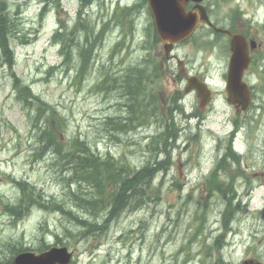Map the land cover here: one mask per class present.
<instances>
[{"label":"rangeland","instance_id":"374dc122","mask_svg":"<svg viewBox=\"0 0 264 264\" xmlns=\"http://www.w3.org/2000/svg\"><path fill=\"white\" fill-rule=\"evenodd\" d=\"M106 1L102 8L94 11L73 1L66 4L67 15L53 13L50 7L42 9L33 5L35 10L24 12L28 16L26 24L13 27L21 35L13 46L16 57L12 52L15 39L9 43L11 65L0 46V195L11 208L20 200L11 180L22 179L41 189L50 202L71 206L68 210L90 223L101 224L104 219L93 217L89 214L91 211L86 213L85 206L81 209L78 203L70 202V190L91 195L87 190L90 188L85 190V182L68 185L67 172L56 173L62 166L58 157H55L58 164H54L56 161L49 154L40 162L31 157V149L38 147L31 116L38 114L41 107L24 104L25 109L21 110L18 99L21 86H29L23 93L25 97H29L28 94L39 96L66 118L59 140L63 144L68 138L85 139L97 153H109L114 160L137 166L146 160L141 155L146 145L151 154H158L157 147L153 148L156 143L151 141L162 130L163 122L159 120L131 132L116 134L117 137L107 134L108 117L130 113L121 105H134L136 100L121 94L127 91L129 83L140 81L139 76L144 78L143 85L145 90L148 88L150 100L156 98L157 107L151 109L161 107V100L178 87L174 88L168 78L162 82L167 69L157 56L162 46L156 44L150 48L149 55L140 47L144 46L142 38L147 41L146 29L151 22L148 12L144 10L142 14L130 16L114 11L113 4ZM263 11L261 8V14ZM35 17L44 22L43 26L35 22ZM72 28H76V32L72 40L62 45L60 58L56 53L59 49L51 48V34L55 29L66 33ZM131 32L139 42L130 37ZM85 49L92 53L87 67L83 64ZM178 55L186 57L190 63L195 56L189 45L180 48ZM60 64L61 67H57ZM133 64V68L123 72V67ZM81 68L86 73L80 74L87 76L80 78L75 72ZM13 73L20 80L19 90L14 85ZM83 78L79 83L77 79ZM112 86L116 87L114 91H111ZM148 107L143 105L135 114L142 118ZM254 107L256 109L240 117L241 123L246 122L241 135L245 144L238 141L236 148L238 151L247 149L246 159L238 163L233 157L228 158L218 177L225 184L213 174L216 165L222 164L219 157H224L215 137H224L232 129L231 119L235 114L220 102L204 122L190 118L200 111L189 97L185 101L189 119L172 110L174 123L170 132H179V138L173 143L174 148H167L165 155L159 153L158 156L164 162V156L170 151L173 168L165 179L161 178L165 170L157 174L156 184L148 190L153 197L151 202L130 205L117 220L105 224L100 236H90L88 228L73 225L60 211H46L28 203L30 208L24 218L26 214L20 217L11 209L7 213L0 206V263L10 258V246L39 248L44 242L54 245V236L58 235V241L76 253L77 264H264L263 88L257 89ZM52 119L49 117L48 121ZM149 122L150 118L146 117L145 123ZM223 143L228 144L227 140ZM240 172L245 175L233 187L236 195L231 203L239 207L230 211L227 220L224 213L228 202L219 193L223 187L229 189V185H233L231 177ZM212 180H215L214 186ZM133 206L144 208L133 212L137 209L131 208ZM222 236L220 242L217 241Z\"/></svg>","mask_w":264,"mask_h":264},{"label":"trees","instance_id":"16d2710c","mask_svg":"<svg viewBox=\"0 0 264 264\" xmlns=\"http://www.w3.org/2000/svg\"><path fill=\"white\" fill-rule=\"evenodd\" d=\"M5 17L11 19L12 16H9V14H4V17L0 19V46L4 51H7L9 48L10 37H14V35L16 36V32L15 28H13L14 24L8 20H5ZM10 33L12 34L10 35ZM100 35L101 34H99V36ZM91 55V51H87L85 49V56H83L84 66L87 67L88 64L91 63ZM7 61L9 65L12 64V58ZM139 77L141 78L140 81L135 79L137 81L136 84L131 85L132 83H129L127 85V91H123V94H121L123 96L128 95L129 100L139 99V102L134 103V105H121L126 110L129 109L128 112L130 113L124 114L125 116H117V118L111 117L110 120L107 119L105 122V125L109 127L107 134L111 135L112 133L114 136H116V134L121 135L124 132H129V130H131L133 127V122L135 121H137L139 125H143L145 121V115L142 118H139L136 114L140 112V110L143 108V105L147 107L146 101L149 100V98L147 99L149 92L147 91L148 88H146V90L144 88V78L142 76ZM16 84L19 86L18 81H16ZM113 88L116 89L115 86H112L111 91H114ZM25 90L27 91V87L24 86L21 88V95H23ZM121 90H123V88ZM131 91H134L132 92L133 94H131ZM28 95L30 96L25 97L23 95L25 97V102L27 103V105L25 104L26 106L35 105L41 107L38 110V114H36L37 123L35 124V128L38 130L37 143L39 144V150L41 152L52 151L55 154L61 155V158L63 161H65V165L61 166V168L59 167L60 169L57 171V173L67 172L68 184L70 182L75 184L85 182V190L90 188L87 190H89L88 194L91 195H85L82 193V191H70L68 193L70 202L73 205L78 203V206L81 209L85 206L84 208L86 211H88L86 213L91 211L89 214H92V216L97 218L104 217V219L101 224L96 222L90 223L87 220H83L71 210H68L71 206H66L61 203H57V205H55L56 203H53V205L52 202H46L44 197L37 193L34 187L27 188L25 182H20L18 186L22 191L23 197L28 191V203L38 205L45 209L49 208L60 211L67 217V219H69L70 223L80 227L81 229L88 228L89 235L92 236L97 231H99L98 234L100 235L105 224L112 220L118 219L127 209H129L130 205H139L145 202L146 198L148 197L147 188L152 184L154 175L160 166V163L157 161V159H153L154 155L151 154L150 151L149 153H147V151L143 152V156L146 157V163L141 167V170H136L135 166L129 164L128 162L124 164L122 163V160L119 162L118 160H114L113 157H107L108 159L104 158V160H102V156L99 157V155H95V152H92V146H90L89 143L85 142L84 140L79 141L78 138L67 139L66 145H64L57 141L56 131H58L60 127L62 128L65 123V119L59 116L55 108L47 107L43 102L40 101L38 97L34 96L33 94ZM152 107L155 108V106H149L146 108V112L144 113L152 112L154 110L151 109ZM45 112H48L49 117L53 118L51 121H48L49 117L44 116ZM42 118L45 120V122H43V129H41L42 124L39 126ZM167 131H169L168 127L165 132L157 134L156 138L152 141V143H156V146L153 148L155 149L157 147V151L160 150V147L166 151L167 148H171L172 145H174L173 143L169 142L171 135ZM155 157H158V154H155ZM115 172L116 178H113L112 175L115 174ZM121 177L125 179L126 183H120ZM108 186L115 190V193L110 194V196L107 192ZM110 197L112 198L110 199ZM25 201L26 200L24 199L21 205L18 207L15 206L11 208L10 206H6V209L7 211H10L11 209V211L13 210V212H15L18 216L20 215V217H22V210L24 207H27L26 203H24ZM43 202H45L46 205H44ZM106 211L108 212L106 213ZM103 212L106 213V216L103 214ZM225 218L228 219V216L226 215ZM77 235H80V232H78ZM76 239L78 240V238ZM21 247L22 245L10 246V258H7L0 264H11L13 256L22 250Z\"/></svg>","mask_w":264,"mask_h":264},{"label":"flooded vegetation","instance_id":"af4514ba","mask_svg":"<svg viewBox=\"0 0 264 264\" xmlns=\"http://www.w3.org/2000/svg\"><path fill=\"white\" fill-rule=\"evenodd\" d=\"M68 1L71 0H0V19L4 17L2 16L4 13H8L9 16H12L11 20L7 17L5 20L13 23V26L21 23L26 24L27 18L24 12L33 8V5L42 9L50 7L52 10L59 8L60 11H65V3ZM109 1L113 4L114 11L141 14L144 10L148 14L150 12L147 0ZM260 1L264 2V0ZM76 2L77 4L81 3L82 7L92 10L100 9L107 3L106 0H76ZM187 10L194 12L200 20L197 31L189 40L174 47L175 51L172 57L161 59L163 65L165 61L168 64L171 63L166 78L171 80L173 87H179V84L183 82L186 84V80L191 76L208 81L211 89L220 91L222 83L220 81L212 83L209 72L212 68L223 71V74L218 73V76L224 80V86H226L229 63L234 54L232 42L235 36H240V39L243 37L246 42L249 57L244 69L243 80L249 84L253 93L257 89L264 88V37H259L257 28V0H190ZM203 13L207 19L203 17ZM20 35V32H16V36L10 38V41L15 39L13 43L17 44ZM146 36L147 41L145 38L144 42H148V46L155 42L162 46L157 55L162 57L164 44L159 41L155 32L148 27ZM185 45H189L195 55L190 64L186 57L178 55L179 49ZM3 52L6 61L9 56L12 57L9 48ZM144 60L141 62L144 63ZM175 96L178 97L177 94ZM253 98H255L254 94Z\"/></svg>","mask_w":264,"mask_h":264},{"label":"water","instance_id":"95a60500","mask_svg":"<svg viewBox=\"0 0 264 264\" xmlns=\"http://www.w3.org/2000/svg\"><path fill=\"white\" fill-rule=\"evenodd\" d=\"M188 0H149L150 9L154 17L156 30L160 38L169 43L181 42L195 31L197 17L188 14L185 6ZM238 78L234 77L233 82L239 84ZM71 254L67 249H53L40 256L25 254L19 256L14 264H68Z\"/></svg>","mask_w":264,"mask_h":264},{"label":"bare ground","instance_id":"6f19581e","mask_svg":"<svg viewBox=\"0 0 264 264\" xmlns=\"http://www.w3.org/2000/svg\"><path fill=\"white\" fill-rule=\"evenodd\" d=\"M4 14H8V13H4ZM4 14H3V16H4ZM2 33V32H1ZM4 34V33H3ZM11 34V33H10ZM10 36V35H9ZM10 38H12V37H10ZM154 90V89H153ZM149 94V93H148ZM148 98H149V100H147L146 101V105H149V106H155V104H154V101H152V100H150V96H148ZM129 105V104H128ZM156 107H157V104H156ZM129 110V109H128ZM142 110V109H141ZM140 110V111H141ZM156 110L157 109H154L152 112H148V113H144L145 114V118L146 117H149L150 118V122L149 123H145V121H144V123H143V125H139L138 124V122L137 121H135V122H133V127L131 128V130H129V132H131V131H133V130H136L137 128H143L144 127V125H148V124H150V123H152V122H154V120H153V118L157 121V120H159L158 119V117L156 116L158 113H155L156 112ZM124 115V114H123ZM115 118H117V117H115ZM109 120H110V118H109ZM138 120V119H137ZM160 121V120H159ZM127 122V121H126ZM172 123H174V120H173V117H172V115H171V120L169 121V122H167V123H163V125H162V127H161V131H159L158 133H163L166 129H167V127L169 128V131H167L170 135H171V138L169 139V142L170 143H176V141L178 140V138H179V132H176V131H174L173 133H171L170 132V129H171V127H172ZM130 124V123H129ZM42 127H41V129H43V126H44V124H42L41 125ZM129 128V127H128ZM120 129V128H119ZM127 129V128H126ZM122 130V129H121ZM124 130H125V128H124ZM123 130V131H124ZM118 131V130H117ZM120 131V130H119ZM76 139H77V137H75ZM79 139V138H78ZM173 139H174V142H173ZM85 141V142H87V143H90L89 141H87V140H85V139H79V141ZM154 140V139H153ZM152 140V141H153ZM151 141V142H152ZM174 147V146H173ZM162 147H160V150L159 151H157L158 152V154L159 153H161L162 155H165V150L164 149H161ZM172 148V147H171ZM144 151H147V153H149V150L148 149H141V152H142V156H143V152ZM93 153H94V151H92ZM169 153H170V151L167 153V157H165L164 156V162H161V156H158V157H155V156H153V159H157V161L160 163V166H159V168L157 169V171H156V173H155V175H154V179L152 180V182L153 181H155L156 180V178H157V176L159 175V174H161L162 173V171L163 170H165V172H166V174H164V175H162L161 176V178L162 179H165V177L168 175V172H169V170H170V162H171V159H172V157L169 155ZM223 154V153H222ZM221 154V155H222ZM95 155H99V157L100 156H102V155H100L99 153H95ZM44 157V156H43ZM111 158V157H113L111 154H109V153H107V154H105L104 155V157L102 158L101 157V159L102 160H104V158ZM107 158V159H108ZM220 158V157H219ZM117 160V159H116ZM118 161L119 162H121V160L120 159H118ZM222 161V160H221ZM122 163H124V164H126V162L124 161V160H122ZM146 163V161L142 164V165H140V166H137V165H133V166H135V168H136V170L138 169V170H141V167L144 165ZM161 163H162V165H161ZM125 166V165H124ZM165 166V167H164ZM53 170V169H52ZM57 173V172H56ZM158 174V175H157ZM68 176V175H67ZM131 176V175H130ZM149 181H151V180H149ZM146 182V181H145ZM71 183V182H70ZM69 195V194H68ZM39 196V195H38ZM110 196V195H109ZM108 197V196H107ZM112 197H113V195H112ZM112 197H110V199L112 198ZM149 198L147 197L146 198V200H145V202L143 203V205L144 204H147L148 202H149ZM150 202H151V200H150ZM25 203V202H24ZM54 205V204H53ZM55 205H57V204H55ZM53 207V206H52ZM136 206H133V207H131V208H135ZM30 208V207H29ZM29 208L28 207H24L23 208V210H22V216L24 215V214H26V212L29 210ZM137 209L136 210H132L133 212H137V210H143V208L144 207H142L141 209L140 208H138V207H136ZM49 209V208H48ZM13 211V210H12ZM108 211H106V213H107ZM105 213V214H106ZM106 216V215H105ZM93 217H95V216H93ZM117 220V219H116ZM212 225V224H211ZM76 235V234H75ZM87 238V237H86ZM198 240H201L200 238H198ZM80 241V240H79ZM218 241V240H217ZM220 242V241H219ZM224 243V242H223ZM222 243V244H223ZM22 249H23V247H21ZM21 251V250H20ZM16 255V254H15ZM15 255L13 256V258L15 257Z\"/></svg>","mask_w":264,"mask_h":264}]
</instances>
